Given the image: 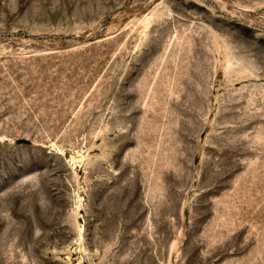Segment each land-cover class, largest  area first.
<instances>
[{
  "label": "rangeland",
  "instance_id": "obj_1",
  "mask_svg": "<svg viewBox=\"0 0 264 264\" xmlns=\"http://www.w3.org/2000/svg\"><path fill=\"white\" fill-rule=\"evenodd\" d=\"M0 264H264V0H0Z\"/></svg>",
  "mask_w": 264,
  "mask_h": 264
}]
</instances>
